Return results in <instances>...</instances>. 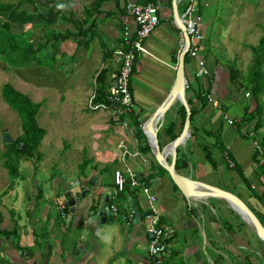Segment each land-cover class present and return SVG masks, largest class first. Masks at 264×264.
<instances>
[{
    "label": "crops",
    "instance_id": "1",
    "mask_svg": "<svg viewBox=\"0 0 264 264\" xmlns=\"http://www.w3.org/2000/svg\"><path fill=\"white\" fill-rule=\"evenodd\" d=\"M26 1L33 4V7L30 5L22 7L28 13L29 19L20 24V28L18 25L14 27L16 33L20 31L22 34L24 40L22 44H33L38 58L42 60L47 43L54 44L56 53L53 52L51 57H60L59 60L63 62L60 61L59 66L65 68L70 65L68 66L70 76H79L78 79L82 76V81L88 75L95 79L100 68L106 69L107 81H109L110 71L116 70L119 66V60L113 49L120 43L124 25H134L132 15L126 10V4L142 2V0ZM151 1L158 4L157 0ZM173 1L178 13L182 14L187 0ZM161 2L163 6L158 5L159 22L144 39L147 51L135 54L130 77V89L134 104L136 103L137 106L133 114H138L141 124L165 98L176 72L179 33L174 23L173 3L172 0ZM206 2L208 5L209 0ZM61 5L63 7H60ZM49 7L57 13L52 21L45 20ZM208 53L204 52V46L201 44L198 55L205 59L208 69L205 74L196 73L198 66L194 58L184 62L188 85L190 83V86L186 87V99L189 98L190 107H199L201 103V99L197 96L199 90L205 97L206 92L210 93L217 103L206 98L203 108L193 114L189 123V136L176 146L179 148L176 154L186 162L177 169L193 178L232 190L240 196L238 191L248 192L247 186L237 171L227 165L224 153L213 144L214 138L204 129L220 130V136L233 159L241 165L250 184L255 187L254 180H258V176L253 159L254 141L252 140L249 152H245V157L241 143H237V132H239L237 125L241 121L245 107L247 106L249 111L251 106L237 104L232 108L233 112L229 111L228 103H236L231 99L228 100L231 96V86L226 82L221 67L211 65V60L216 58H210L211 52L209 55ZM3 56L5 57L4 54ZM22 56V60L25 61L22 68H26L27 71L31 69L39 71L42 67L36 64L29 65V62L36 61L32 55L24 52ZM68 60L70 63L66 64ZM24 76L27 80L26 85L29 84L32 91L39 95L42 81L37 79L31 84L29 72ZM94 82L97 86L96 79ZM78 91L81 94L87 93L90 91V84L86 85L82 82L72 86L68 84L64 89L68 98H73ZM238 95L239 92L232 98H237ZM40 101L42 103V100ZM180 104H182L180 100H176L164 114L157 131L164 139V142L160 143V138L157 136L160 145L164 146L170 141L166 127L172 121L175 122L173 131L177 135L182 129ZM166 115L168 117L165 119ZM228 117H233L235 122H228ZM133 118L126 117L122 122L128 125L135 135ZM224 122H226L225 126ZM83 123L92 126L91 120ZM94 123L99 126L97 127L100 129L99 132L107 133L105 137L107 141L116 140L115 144H112L113 148L110 149L103 143L95 154L88 152L82 144L77 143L76 132H79L80 128L77 127V122L71 121L69 124L73 143L62 147L63 151L69 149L73 155L71 159L67 153L65 156L68 157L59 159L58 162L46 163L50 158L54 159L57 151L52 152L50 138L42 137L38 148L43 156L39 161L33 162L23 158L19 161L13 178L7 176V170L4 171L5 179L0 176V264H132L147 261L149 258L147 244L150 235L146 225L151 217L141 215L139 222L135 218H129L127 213L133 207L128 190L119 193L116 201L110 198L107 205L111 212L105 215L100 225H95L98 219L95 215L104 200L101 193L106 187L112 191L114 169L124 164L143 175L154 172L151 187L156 195L153 202L157 214L156 224L171 228L167 239L170 264H264L253 259L252 230L247 227L241 229L236 224L235 215L224 198L212 196L203 200L185 197L173 186V181L167 172H159L160 170L153 164L151 154L144 153L138 148L137 136V139L133 138L124 125L113 121L103 122L101 118ZM245 125L246 123L241 124L244 130H246ZM104 128L108 131H103ZM120 138H127L129 147L132 150H139L140 155L128 154L124 160L119 159L116 143ZM203 145L209 148L211 158L206 156ZM56 149H60L59 146ZM79 150L82 151L81 160L83 157L88 159L83 170L79 165L81 160L74 159L75 155H79ZM22 160L28 162V165L22 163ZM56 166L64 172L59 171V174H56L54 172ZM103 166L109 168L102 169ZM48 167L54 170L49 171ZM71 167L74 168L75 175L71 172ZM1 168L4 170L5 167ZM67 180L69 183L66 182ZM89 180L93 181L94 191L86 193L83 197L79 196L74 202V210L70 211L63 191L70 188V182L76 184L71 189L72 192L79 186L89 187L91 186ZM258 183L261 184L262 190L263 184L260 181ZM138 190L135 189L136 200H133L143 212L145 208L138 198ZM255 190L261 191L257 187ZM110 203L117 205V213L110 208ZM90 219L91 222L86 223V220Z\"/></svg>",
    "mask_w": 264,
    "mask_h": 264
},
{
    "label": "rangeland",
    "instance_id": "2",
    "mask_svg": "<svg viewBox=\"0 0 264 264\" xmlns=\"http://www.w3.org/2000/svg\"><path fill=\"white\" fill-rule=\"evenodd\" d=\"M0 1H9L15 7L22 9L25 5H30L33 7V4L26 0H0ZM201 1V5H200ZM206 0H197L200 5L199 8H203L201 13L203 14L201 22L203 23V31L205 33V38L201 41V44L204 46V52H211L210 58L215 57L216 59L211 60V65H219L221 70L223 71V76L231 86V96L228 97V100H232L236 102L228 103L229 111L233 112L232 108H235L237 104H249L251 106L250 110L254 117L259 116V126L257 128L252 127L256 118L253 119L250 124L245 125V129L250 131V134L243 135L241 131L238 133V141L237 143H241L243 147V157H245V152H249L251 147V143L253 138L257 139L258 143L263 149L262 158L264 157V60L262 65L260 66L263 72V91L258 93L257 96H254L251 91V86L255 82V79L250 77L249 75L253 71V66L255 63V53L251 47V45H256L262 35H264V0H209V4L206 5ZM205 4V5H204ZM204 6V7H203ZM4 13L0 11V26L1 21L4 19ZM19 27V26H18ZM20 28V27H19ZM16 40L18 43H23L24 40L22 38V34L20 31L16 33ZM54 44L50 43L45 46L43 50L44 60L42 62L31 61L29 65H42L39 68V71L35 70L27 71L26 68H22L25 64V61L21 59L19 64H13L11 60L7 57H4L3 54L6 53L3 49H0V176L3 179L6 178L5 172L7 168L2 165V151L4 150L2 134L4 131H8L12 137H16L21 132V123L20 117L17 112L3 99L1 87L2 84L6 81L11 82L16 88L19 90L26 92L31 98L34 100H42L41 106L38 110L36 118L40 125L47 129L46 134L43 136L44 139L47 138L52 140V152L57 151V154L54 156V159L50 158L46 161V163H51L52 161L58 162L59 159H63L65 154L69 153L70 159L72 158V153L69 149L62 150V147H66L67 144L73 143V137L71 135L70 130V122H77V127L80 128L79 132H76L77 135V143L82 144L85 147V150L88 152L95 154L98 148L103 146V143L107 145L108 148H113L112 144H115V139L106 140L105 132H99L100 129L97 128L94 122H98L99 118L101 121L111 123H118L124 125L126 129H128L129 133L132 134V130L128 128V125H125L122 118L116 119L113 115H111V111L108 109H89L87 106V101L89 95L95 90L94 77L91 75L86 76L83 81L81 78L76 76H70V65L59 66L63 60H59L60 57L54 58L51 57L52 53H56L53 47ZM211 46V47H210ZM0 47L1 44H0ZM210 49V50H209ZM3 53V54H2ZM5 55V54H4ZM4 57V58H3ZM3 58V59H2ZM57 59V61H56ZM264 59V57H263ZM61 61V62H60ZM32 63V64H31ZM41 63V64H40ZM70 63V61H66V64ZM233 65L237 72H235V77L232 79L229 77L228 68L230 65ZM61 67V68H60ZM26 72L30 74V83H35L36 80L40 79L42 84L39 86L41 93L36 95L32 89L27 84ZM213 72V71H212ZM95 75V74H94ZM90 84V91L87 93L81 94V92H76L73 95V98H68L64 89L68 84L78 85L81 84ZM27 86V88L25 87ZM65 87V88H64ZM77 87V86H76ZM79 87V86H78ZM87 87V86H86ZM30 88V90L28 89ZM77 90V89H76ZM248 90L249 95H244V91ZM239 95L237 98H232L235 93ZM78 93V94H77ZM78 98V99H77ZM40 99V100H39ZM258 104V106H257ZM134 110H137L136 103L134 104ZM102 113V114H100ZM168 115L165 116V119ZM164 118V116H163ZM92 121V126H88L83 123L84 121ZM163 120V119H162ZM226 122L223 123L225 126ZM105 126V125H104ZM101 127V126H100ZM110 127V126H109ZM160 127V126H159ZM158 127V129H159ZM86 128V129H85ZM103 128V127H102ZM104 128L103 131H108V129ZM157 129V131H158ZM79 135V136H78ZM133 138H136V134L133 135ZM158 137L160 138V143L164 142L160 132H158ZM90 138L91 140L89 141ZM223 140V139H222ZM134 141V140H133ZM137 146V142H135ZM60 149H56V148ZM78 146V145H77ZM77 149H79L77 147ZM69 151V152H68ZM79 155H75V161L81 160L82 151L79 150ZM68 159V158H67ZM72 159V161H74ZM29 160V159H27ZM32 160V159H30ZM223 160V159H221ZM53 162V163H54ZM22 163L28 165V162L22 160ZM1 167H5L2 170ZM49 171H53L54 168L48 167ZM59 171L64 172L58 166L55 167L54 172L59 174ZM69 174L75 175L74 168L71 167V172L66 171ZM256 172V170H255ZM257 173V172H256ZM7 174V172H6ZM7 176H9L7 174ZM258 180L264 186V175L261 176ZM258 180H254V185L258 190H261V184H259ZM67 183L68 180L66 181ZM76 186V184H72L70 182V188L72 189ZM78 188V187H77ZM264 188V187H263ZM79 189V188H78ZM77 189V190H78ZM247 189V187H246ZM140 190V189H139ZM138 190V198L139 200H145V194L140 190ZM76 189L73 190V192ZM126 191V190H125ZM248 194L244 192L238 191L240 196L251 206L255 212L260 216L261 220L264 223V206L261 202L251 194V190L247 189ZM116 201V197L114 198ZM226 201V200H225ZM227 205L232 209L235 215L236 224L241 228L247 227L248 229L252 228L249 224L239 215V213L228 203ZM121 212V211H120ZM117 213V212H116ZM119 213V212H118ZM88 223V220H86ZM100 225V224H95ZM90 228L93 226H89ZM253 233V259L259 261L260 263L264 262V242L256 235V233L252 230ZM0 254H1V245H0Z\"/></svg>",
    "mask_w": 264,
    "mask_h": 264
},
{
    "label": "trees",
    "instance_id": "3",
    "mask_svg": "<svg viewBox=\"0 0 264 264\" xmlns=\"http://www.w3.org/2000/svg\"><path fill=\"white\" fill-rule=\"evenodd\" d=\"M147 1H151V0H142V2H147ZM0 11L4 13L3 15L4 19L1 21V26H0V44L2 46L0 47V49L3 50L6 49V53H4L5 57L11 60L13 64H19L23 57L22 55L25 52L28 53L29 55H32V57L35 58L36 61L42 62V59L38 58V55L36 54V48L33 46V44L29 43L23 45L21 43H18L19 41L16 40V32L14 27L17 25L19 26L20 24H23L26 20H28L29 19L28 13L23 9L15 7L12 4V2L9 1H0ZM199 11L201 12V8H199ZM46 15L47 17L45 16V20L52 21L57 15V13L51 7H49L46 12ZM251 47L255 53L254 55L255 63L253 66V71L249 76L255 79V82L251 86V91L254 96H257L258 93H261L263 91V84H262L263 72L260 66L262 65V62L264 60L263 59L264 35L260 37L256 45H251ZM190 59L191 58L187 54H185L184 61L187 62ZM228 72H229V77L232 79L233 77H235V72L237 71L234 68V66L231 64L230 67L228 68ZM95 79L98 82L97 86L95 87V91H96L95 99L104 100L107 102L108 99L106 97V94H107V87L109 85V81H107L106 69L100 68L95 76ZM188 86H190V83ZM1 91H2L1 93L3 99L17 112L18 116L20 117V123H21V132L16 137H14L11 142L3 141V145L5 148L2 151L1 163L3 166L7 168V172L9 176L13 178L16 175L17 166L21 159L23 158L32 159L33 162H37L42 158L43 153L39 150L38 146L42 137L46 133V128L40 125L36 118L39 107L41 105V101L32 99L26 92L19 90L9 81H6L2 84ZM197 96L201 99V103L199 107H190V121L192 120L193 114L203 108L207 98L204 95H201L199 90ZM187 101L188 103H190L189 98H187ZM179 108H180L179 111L180 125L182 126L185 117V108L183 104H180ZM131 114H132V118L134 117L132 125L134 126L135 134L138 138V148L144 153L151 154L153 164L160 170L159 172L161 173L167 172V170L161 164H159L155 159V157L153 156L150 146L146 140V136L143 133L141 126L142 124L138 119V114L137 113L136 114L131 113ZM125 117L126 116H122L121 118L125 119ZM255 118L256 117L252 115L251 111H248V108L246 106L242 114L241 121L237 125L239 131H241L243 135L249 134L250 131L242 129L241 124L243 123L250 124V122ZM259 123L260 121L258 116L252 127L257 128L259 126ZM174 125L175 122L172 121L166 127L170 140L177 135L173 131ZM204 130L208 135H211L214 138L213 144L217 146L223 153H227L228 156H230V158L233 159L230 150L228 149V147L226 146V144L224 143V141L220 136V130L219 129H217L216 131L207 130V129ZM203 147L204 150L206 151V156L208 158H211L212 156L210 154L209 148L206 145H203ZM178 152H179V148L176 147V153ZM258 155L259 152L257 150H254L253 159L255 162V170L259 175V178H261V176L264 175V157L260 161ZM86 161H88V159L86 157H83L79 163L80 168L82 170ZM233 161H234L233 166H230L228 161H227V165L229 167L234 168L237 171V173L240 175L241 179L243 180L247 188L251 190V194H253L264 206V188L260 192H257L255 188L250 184L246 175L244 174L241 165L234 159ZM185 163H186L185 160L182 159V157H180L178 154H176L175 167L178 168L184 165ZM108 168H109L108 166L102 167V169H106V170ZM153 177H154V172L152 171L150 173H146L145 175H143L142 179L146 184L151 185V183H153ZM173 186L176 189L178 188L174 182H173ZM135 189H136L135 187L126 185L123 190L117 192L116 194H113L111 198L112 199H114L115 197L117 198L119 193H124L125 190H128L129 197L136 200Z\"/></svg>",
    "mask_w": 264,
    "mask_h": 264
},
{
    "label": "built area",
    "instance_id": "4",
    "mask_svg": "<svg viewBox=\"0 0 264 264\" xmlns=\"http://www.w3.org/2000/svg\"><path fill=\"white\" fill-rule=\"evenodd\" d=\"M126 10L132 15L134 25H124L121 33V40L118 46L114 47L113 52L119 60V66L116 70L109 73V85L107 87L106 97L108 101L96 100V91L94 90L88 97L87 106L89 109H108L116 119L122 116L130 117L134 113V99L130 89V77L133 71L134 56L147 51L144 39L150 34L155 25L158 24L159 6L154 1L147 2H128ZM185 26V30L189 36V45L186 54L190 58H194L197 62L196 73L198 75L205 74L208 69L205 65V59L199 56L201 41L204 38L203 23L201 22L203 14L197 7V0H187V4L180 14ZM178 27L179 33V51L184 46L185 38L182 29ZM244 94L249 95V91L245 90ZM207 99L217 103L216 99L210 93H205ZM125 117V119H126ZM228 122L234 123L233 117L227 118ZM124 121V120H123ZM143 124V123H142ZM142 126V125H141ZM254 141V150L259 152V159L262 160L263 149L257 139ZM119 150L118 158L124 160L128 154L140 155V151L132 150L129 147L127 138H120L116 143ZM226 160L230 166L234 165L233 159L224 153ZM143 174L136 171L133 167L124 164L114 169L113 172V188L111 195L124 189L126 185L140 189L146 196L141 201L142 207L151 208L154 212L148 214L151 217L150 222L146 225V230L152 235L147 244L148 260L145 262H135L132 264H170L168 261L169 243L167 241L168 234L171 232L170 226L156 224L157 214L153 207L156 199L155 193L152 191L150 184H146L142 179ZM111 196V197H112ZM110 208L116 212L118 207L115 203L109 204ZM129 218H135L133 209L127 213ZM125 217V214L123 215Z\"/></svg>",
    "mask_w": 264,
    "mask_h": 264
},
{
    "label": "water",
    "instance_id": "5",
    "mask_svg": "<svg viewBox=\"0 0 264 264\" xmlns=\"http://www.w3.org/2000/svg\"><path fill=\"white\" fill-rule=\"evenodd\" d=\"M158 5L163 6L162 0H157ZM167 1V0H164ZM174 1L172 0V3ZM173 16L177 22V25L182 29L184 33L185 43L184 46L180 49L177 56L176 63V72L173 84L168 91L165 98L160 102V104L152 111V113L147 117V119L142 124L143 133L146 136L147 142L150 146L151 152L157 162L161 164L169 174L172 181L176 184L178 189L182 192V194L187 198H196L203 199L207 197L217 196L224 198L227 200L229 204H236L248 217L250 221V227L256 233V235L264 242V223L261 221L260 217L256 214V212L248 205V203L240 197L238 194L233 192L232 190L220 187L218 185H214L211 183H207L205 181L196 179L191 177L190 175L184 174L180 172L175 167V159H176V146L179 143H182V140L185 138L186 134L189 136V123H190V106L186 99V87L188 85V80L184 70V57L188 49L189 45V36L185 30L184 23L182 21V17L178 10L176 9V4L173 3ZM180 99V102L185 107V118L183 121V126L181 131L177 136L170 140L173 143L172 147L174 150L173 155L166 157L163 153V145H160L157 137V129L159 125L157 122L160 118H163L165 112L170 108V106L177 100ZM153 134V141L148 137L147 133ZM2 140L6 142H11L13 140L12 135L8 131H4L2 134ZM77 183V181H76ZM88 183L91 186H79V189L72 192L71 189H66L63 191L64 197L69 204L70 211L74 210V202L79 198V196L83 197L86 193H90L94 191L93 181L89 180ZM102 196L104 197L103 202L99 206L98 212L95 215L96 223L104 221L105 215L108 212H111L108 208V202L111 198V190L109 188H104L102 191ZM131 199L135 220L140 221L141 215H148L153 213L154 211L151 208L145 209L141 212L138 209V206L134 202L133 198ZM114 212V211H113ZM93 217V216H92ZM91 222V219L88 220V224ZM151 236L152 233H149Z\"/></svg>",
    "mask_w": 264,
    "mask_h": 264
},
{
    "label": "bare ground",
    "instance_id": "6",
    "mask_svg": "<svg viewBox=\"0 0 264 264\" xmlns=\"http://www.w3.org/2000/svg\"><path fill=\"white\" fill-rule=\"evenodd\" d=\"M199 5V4H198ZM177 100H180L179 98H177ZM163 118H160L159 121L157 122V125H160L162 122ZM148 137L153 141V134L152 133H147ZM188 137V135L186 134L185 138L182 140L185 141V139ZM173 143L172 142H168L166 145L163 146V153L165 154L166 157H169L170 155H173L174 150L172 147ZM206 199V198H204ZM227 201V200H226ZM231 205V204H230ZM239 214H241V216L248 222V224L250 225V221L248 219V217L245 215V213L236 205L233 204L231 205Z\"/></svg>",
    "mask_w": 264,
    "mask_h": 264
},
{
    "label": "clouds",
    "instance_id": "7",
    "mask_svg": "<svg viewBox=\"0 0 264 264\" xmlns=\"http://www.w3.org/2000/svg\"><path fill=\"white\" fill-rule=\"evenodd\" d=\"M60 7H63V5H61Z\"/></svg>",
    "mask_w": 264,
    "mask_h": 264
}]
</instances>
